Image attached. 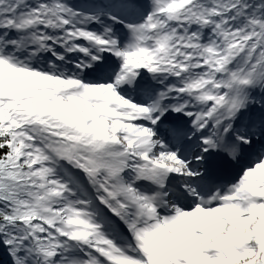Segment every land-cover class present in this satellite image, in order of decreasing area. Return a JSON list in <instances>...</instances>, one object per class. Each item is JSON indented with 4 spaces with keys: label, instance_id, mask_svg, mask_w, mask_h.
Segmentation results:
<instances>
[{
    "label": "snow or ice",
    "instance_id": "6c2138e0",
    "mask_svg": "<svg viewBox=\"0 0 264 264\" xmlns=\"http://www.w3.org/2000/svg\"><path fill=\"white\" fill-rule=\"evenodd\" d=\"M0 264H264V0H0Z\"/></svg>",
    "mask_w": 264,
    "mask_h": 264
}]
</instances>
